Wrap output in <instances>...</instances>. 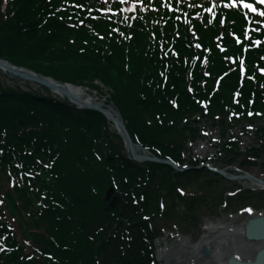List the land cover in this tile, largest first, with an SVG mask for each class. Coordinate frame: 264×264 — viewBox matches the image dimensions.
Masks as SVG:
<instances>
[{"label":"trees","instance_id":"1","mask_svg":"<svg viewBox=\"0 0 264 264\" xmlns=\"http://www.w3.org/2000/svg\"><path fill=\"white\" fill-rule=\"evenodd\" d=\"M5 1L0 0V58L62 83L97 90L94 82H100L111 90L130 138L154 156L183 162L184 145L196 135L189 120L195 114L222 126L240 117L264 118V75L254 67H264V43L247 53L246 75L254 79L241 84L226 60L241 54L228 35L245 24L238 12L219 10L207 26L209 16L201 23H179L166 10L151 12L145 21L118 26L114 33L110 28L117 17L110 23L86 16L93 5L89 0ZM71 2L90 7L81 11ZM82 22L85 26H78ZM161 46H171L177 55L162 54ZM205 47L212 51L210 63L205 69L196 63L190 76L191 57L204 55ZM236 90L238 105L233 104ZM230 110L240 117L230 116ZM258 133L263 139L264 125ZM223 146L227 163L235 161L234 147ZM259 153L264 154L263 142L250 155ZM200 175L195 169L181 174L168 165L132 162L100 113L4 88L0 78V176L7 183L21 181L0 192V264H152L158 230L145 217L159 214V198L174 206L182 177ZM112 188L120 201L106 210L105 193ZM170 209L160 215L168 217Z\"/></svg>","mask_w":264,"mask_h":264},{"label":"rangeland","instance_id":"2","mask_svg":"<svg viewBox=\"0 0 264 264\" xmlns=\"http://www.w3.org/2000/svg\"><path fill=\"white\" fill-rule=\"evenodd\" d=\"M14 83H20L22 87H24L21 81L8 79L6 82L7 85H13ZM97 84L99 86L101 85L98 81ZM101 87L105 90L103 85H101ZM35 89L39 90V88ZM88 92L93 99H98L99 102L106 104L108 98L105 96L102 97V94L98 90L97 93ZM206 122V120H200L199 129L201 133L198 134L199 137L195 141L187 144L185 158L191 157L194 161L198 160L196 162L202 166L206 165L210 168L216 167L222 169L228 166L230 167L229 170L244 169V167H240L238 163L243 159L244 155L247 154V150L260 147V141L257 140L256 137V128L261 127L262 125L260 123H264V121L254 120L253 123L242 122V124L237 126L231 125L233 126L231 129L227 128V124L223 126V128H218L216 124H207ZM223 129L226 133L229 130L228 134L234 135L233 142L236 145V151L240 157V159H237L230 165L222 161L220 162L218 161L220 159L213 157L216 150H219V134ZM226 135L225 137H227ZM259 155L261 158L254 159L253 164H264V154L260 153ZM210 158H214V160L207 162ZM255 165L246 170L254 175L258 174L264 177V168ZM199 171L201 175L197 178L182 177L180 179L179 186L182 190L181 193L184 196L185 202L179 201V203H176L174 210L170 211V209L168 211L167 215L169 219H167V223L163 224L165 230L161 231L156 241L157 252L164 250L166 246L170 247L176 244V240L181 239L185 242L183 245L186 248L192 247V245L197 244L203 239L204 236L213 237V235L208 232V227L214 226L224 229L227 226H232V229H235V227H241L243 224L245 225L248 218L254 217L257 214H264L263 196L261 194L251 195V192L249 191V193V189H247V187L250 186L248 182L238 181L232 183L223 178L219 179L213 175L212 172L209 173L204 166L201 167ZM257 197L263 200H258L256 199ZM190 202L191 209L187 211L185 203ZM215 236H218V234H215ZM241 236L244 238L243 234H241ZM238 238L239 237H237L236 240H238ZM253 252V250H249L248 252L241 251V253L247 256H252ZM158 259H160V264H191L193 261L187 254L182 256V260L170 258V260L167 261L165 258L159 256Z\"/></svg>","mask_w":264,"mask_h":264},{"label":"bare ground","instance_id":"3","mask_svg":"<svg viewBox=\"0 0 264 264\" xmlns=\"http://www.w3.org/2000/svg\"><path fill=\"white\" fill-rule=\"evenodd\" d=\"M16 78H21L25 81V73L18 71V72H11ZM63 91L62 89H60ZM59 90V91H60ZM73 97H77L79 99H93L91 95H85L80 90L74 88L71 89L70 87L67 89ZM58 92V91H56ZM97 103L101 106L103 105V102L97 101ZM107 112L114 117L115 111L113 108L108 107ZM116 118V117H114ZM116 126V124H114ZM244 224L241 225V227H235V229H232V226H227L224 229L220 227H208V232L213 235V237L210 236H204L203 239H201L197 244L192 245V247H185L183 243H185L182 239L178 242H176L175 245L170 246V248L166 247L165 250L162 251L163 256H165L166 259H168L170 256L173 258H176L177 260H182V256L184 254H187L191 260V264H224L226 259L228 257H235V258H242L245 260H248V258H253V255H245L244 253H241V251L248 252L249 250H253L256 252L259 248H261L264 245L263 241H246L241 234H244ZM215 234H218V236H215ZM240 235V236H239ZM238 240H236V238ZM203 246H207L211 250V256L209 258H201L199 256L200 250L203 248ZM240 249V250H238ZM240 252V253H239ZM253 252V253H254Z\"/></svg>","mask_w":264,"mask_h":264},{"label":"water","instance_id":"4","mask_svg":"<svg viewBox=\"0 0 264 264\" xmlns=\"http://www.w3.org/2000/svg\"><path fill=\"white\" fill-rule=\"evenodd\" d=\"M0 66H4L5 68H8L10 70H13L14 72H18V70H20L17 67H14L12 65H10L9 63H4L0 60ZM25 77L28 81H33L36 82L39 85H43L45 87H48L50 89L52 88H56V89H62L63 90V95H65L66 97H70L72 99H76V97H73L70 95V93L66 89L64 84H60L55 82L54 80L45 78L44 76H40L38 74H35L32 71H25ZM84 108H90L94 111H99L101 112L108 120L113 121L114 119L108 115L101 107H99V105L94 104L90 101H86L85 104H83ZM117 125L119 128H121L122 133H121V137L126 141L127 143V147L129 148V150H131L132 153V158L136 161H157L160 162V160H157L156 158H151L148 156L146 150H144L145 155H140L139 154V150H141L138 146L134 145L133 142H131V139H129L128 133L126 131V129L123 126L122 123V118L119 117V115H117ZM142 150V151H143ZM218 174H220L221 176L224 175L223 171H217ZM246 176V175H244ZM259 183H261L264 186V181L259 180L257 178H255ZM114 201L111 202L109 204V206L113 207ZM245 238L248 240H252V241H263L264 242V217L260 216L257 217L255 219H249L247 220V224L245 227ZM203 255L205 257H207L209 255V251L207 249L204 250ZM256 256L254 257L253 260H248V261H239V260H235L233 258L228 259L227 264H262V262L264 261V248H262L261 250H259V252H257L255 254Z\"/></svg>","mask_w":264,"mask_h":264},{"label":"snow or ice","instance_id":"5","mask_svg":"<svg viewBox=\"0 0 264 264\" xmlns=\"http://www.w3.org/2000/svg\"><path fill=\"white\" fill-rule=\"evenodd\" d=\"M260 2H261V3H264V0H260ZM243 6H244L245 8H249V9H252L253 11H256V9L253 7V5H252L251 3H244ZM260 14H261V15H264V12H261ZM47 166H48V165H46V167H47ZM180 191H182V190H180ZM0 203H2V201H0ZM161 207H163V205H161Z\"/></svg>","mask_w":264,"mask_h":264}]
</instances>
